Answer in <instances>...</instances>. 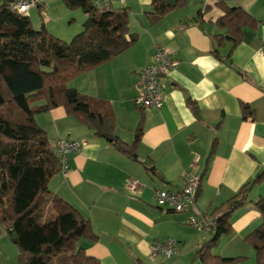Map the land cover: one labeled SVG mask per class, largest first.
Masks as SVG:
<instances>
[{
    "label": "crops",
    "instance_id": "crops-1",
    "mask_svg": "<svg viewBox=\"0 0 264 264\" xmlns=\"http://www.w3.org/2000/svg\"><path fill=\"white\" fill-rule=\"evenodd\" d=\"M152 1H113L111 8L129 9V27L138 34L137 42L71 80L81 92L110 102L121 140L133 143L141 130L136 143L139 159L96 135L63 106L54 107L35 115L51 146L60 138L82 145L69 156L67 175L55 173L47 189L74 205L98 235L96 241H72L70 252L80 245L103 264H193V259L202 264L199 251L214 232L192 225L188 211L158 206L154 192L180 188L185 174L199 173L197 205L202 214L214 218L217 207L264 169V0H185L156 21ZM167 1L174 6L178 0ZM218 1L242 6L259 20L244 28L228 61L231 41L219 49L220 57L213 53L211 35L224 32L215 23L223 15ZM44 3L48 12L52 2ZM159 48L169 50L174 59L161 78L164 105L143 108L135 103L139 75ZM243 104L253 113L245 116ZM131 180L139 182L134 191L128 188ZM261 197L264 181L252 189L245 205L233 211L232 233L221 236L212 249L215 254L245 256L249 264H257L245 237L262 222L255 206ZM168 239L176 240L177 254L152 256V244ZM0 264H20L19 249L3 225Z\"/></svg>",
    "mask_w": 264,
    "mask_h": 264
},
{
    "label": "trees",
    "instance_id": "trees-1",
    "mask_svg": "<svg viewBox=\"0 0 264 264\" xmlns=\"http://www.w3.org/2000/svg\"><path fill=\"white\" fill-rule=\"evenodd\" d=\"M13 0H0V225L16 234L20 264H103L77 245L71 252L67 243L84 238L96 241L91 221L70 202L51 194L47 183L61 170L60 157L47 139L35 115L63 106L67 113L92 129L129 157L138 160L136 143L121 140L115 133V118L109 101L69 86L76 76L103 64L129 49L138 40L130 31L127 7L98 9L93 0H62L70 9L87 14L83 30L71 41L51 33L45 25L36 29L28 15L11 8ZM174 6L167 0H153L152 20L163 17ZM217 5L223 15L216 24L224 32L211 35L213 53L231 41L225 60L242 41L244 28L259 20L242 6L225 1ZM199 12L197 19L201 18ZM191 105H197L190 99ZM243 114H252L248 104ZM155 172L154 166L146 165ZM264 181V169L244 184L212 216L214 235L199 251L202 264H235L245 256L222 257L212 249L223 235L232 233V214L245 205L252 189ZM42 201V202H41ZM262 222L245 237L256 253L257 264H264V197L255 202ZM216 214V215H215Z\"/></svg>",
    "mask_w": 264,
    "mask_h": 264
},
{
    "label": "built area",
    "instance_id": "built-area-1",
    "mask_svg": "<svg viewBox=\"0 0 264 264\" xmlns=\"http://www.w3.org/2000/svg\"><path fill=\"white\" fill-rule=\"evenodd\" d=\"M113 1L124 0H96L95 6L100 10L111 8ZM44 0H13L11 8L21 15L30 14L33 7H44ZM174 59L169 50L159 48L155 52L153 61L139 75V93L135 97V103L143 108H161L164 105L161 78L173 67ZM82 142L60 138L55 142V149L60 157L61 171L67 175L70 169L69 156L78 152ZM201 184L199 173L185 174L180 188L156 189L154 197L158 206L170 210L191 213L190 223L198 229L210 230L214 226L212 218L204 215L198 208L197 197ZM139 186L137 180H131L128 188L136 190ZM178 252L177 242L173 239L156 241L151 246V255H163L167 258L175 256Z\"/></svg>",
    "mask_w": 264,
    "mask_h": 264
},
{
    "label": "rangeland",
    "instance_id": "rangeland-1",
    "mask_svg": "<svg viewBox=\"0 0 264 264\" xmlns=\"http://www.w3.org/2000/svg\"><path fill=\"white\" fill-rule=\"evenodd\" d=\"M49 2H52V5L48 12L44 8L39 9L38 7H33L30 10V23L36 29H40L45 25L46 28L48 27L47 29L50 28L55 36L68 42L71 41L76 34L83 30V24L86 21V18H83V11L81 9L70 10L67 6L63 5L61 0H49ZM57 4H60V6L57 7ZM47 17H50V19L47 20ZM47 21H50L48 26L45 24ZM71 85L70 81L69 86ZM67 244V250L73 247L72 242ZM191 261L190 263H197V259ZM245 262L249 264V259L246 258L235 264H243Z\"/></svg>",
    "mask_w": 264,
    "mask_h": 264
},
{
    "label": "water",
    "instance_id": "water-1",
    "mask_svg": "<svg viewBox=\"0 0 264 264\" xmlns=\"http://www.w3.org/2000/svg\"><path fill=\"white\" fill-rule=\"evenodd\" d=\"M13 240L16 241V234L13 232L12 233Z\"/></svg>",
    "mask_w": 264,
    "mask_h": 264
}]
</instances>
